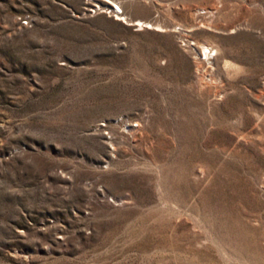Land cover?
I'll return each mask as SVG.
<instances>
[{
  "label": "rangeland",
  "instance_id": "rangeland-1",
  "mask_svg": "<svg viewBox=\"0 0 264 264\" xmlns=\"http://www.w3.org/2000/svg\"><path fill=\"white\" fill-rule=\"evenodd\" d=\"M0 264H264V0H0Z\"/></svg>",
  "mask_w": 264,
  "mask_h": 264
},
{
  "label": "built area",
  "instance_id": "built-area-1",
  "mask_svg": "<svg viewBox=\"0 0 264 264\" xmlns=\"http://www.w3.org/2000/svg\"><path fill=\"white\" fill-rule=\"evenodd\" d=\"M115 7V6H114ZM114 9V8H113ZM115 11L119 12L120 10H117V8L115 7ZM25 21V20H24ZM213 53V49L211 46L209 45H201L200 47H198L197 49V58L202 61V60H206L208 58H210V56Z\"/></svg>",
  "mask_w": 264,
  "mask_h": 264
},
{
  "label": "bare ground",
  "instance_id": "bare-ground-1",
  "mask_svg": "<svg viewBox=\"0 0 264 264\" xmlns=\"http://www.w3.org/2000/svg\"><path fill=\"white\" fill-rule=\"evenodd\" d=\"M113 4H115V3H113ZM116 8H117V10H120V8H119V6H117L116 4L114 5ZM115 11V10H114ZM117 18H120V17H118L117 16ZM124 18V17H123ZM137 23V25H139V26H141V25H147V26H150L151 24H149L148 22H144V21H141V20H139V21H136ZM203 46V45H202ZM215 51V50H214Z\"/></svg>",
  "mask_w": 264,
  "mask_h": 264
}]
</instances>
